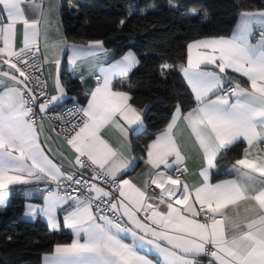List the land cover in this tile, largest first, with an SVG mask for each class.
Instances as JSON below:
<instances>
[{
  "label": "snow or ice",
  "instance_id": "obj_1",
  "mask_svg": "<svg viewBox=\"0 0 264 264\" xmlns=\"http://www.w3.org/2000/svg\"><path fill=\"white\" fill-rule=\"evenodd\" d=\"M169 4L175 7L172 0ZM42 21L48 22L38 0H0V190H5L0 205L10 185L45 181L57 186L47 191L42 208L30 205L26 213L39 211L56 230L57 211L68 206L64 226L74 239L57 243L45 264H205L202 256L209 257L207 264H264V10L241 12L230 37L198 38L187 45L180 70L195 105L185 111L177 102L143 157L131 155L129 140L130 131L143 129L142 113L114 86L140 61L132 51L107 67L90 61L98 74L86 104L76 102L55 117L62 121L58 135L74 153L61 155L73 169H91L90 179L54 163L40 140L43 119L68 98L59 74L51 96L34 83ZM69 47V63L76 67L84 57L106 52L99 40ZM51 62L59 68L55 51ZM172 67L162 64L161 75ZM181 125L200 156L201 179L193 185L182 179L188 147ZM106 129H115V143L105 138ZM238 144L246 146L228 171L231 178L213 182L218 158ZM138 160L147 166L139 183L124 178ZM152 185L159 193L149 192Z\"/></svg>",
  "mask_w": 264,
  "mask_h": 264
},
{
  "label": "trees",
  "instance_id": "obj_2",
  "mask_svg": "<svg viewBox=\"0 0 264 264\" xmlns=\"http://www.w3.org/2000/svg\"><path fill=\"white\" fill-rule=\"evenodd\" d=\"M172 4L175 8L169 0H62V25L70 42L99 40L116 57L133 51L139 58V66L118 85L131 95L134 107L145 111L144 130L132 135L137 157L145 156L146 145L166 127L177 102L185 111L195 105L180 71L187 45L198 38L229 37L241 12L264 10V0H172ZM164 63L174 67L161 75ZM71 74L64 61L61 80L81 103L83 89ZM243 147L236 145L218 158L214 181L229 176ZM11 192L7 208L0 209V264H41L57 243L71 242L65 230L54 233L42 220H24V195Z\"/></svg>",
  "mask_w": 264,
  "mask_h": 264
},
{
  "label": "crops",
  "instance_id": "obj_3",
  "mask_svg": "<svg viewBox=\"0 0 264 264\" xmlns=\"http://www.w3.org/2000/svg\"><path fill=\"white\" fill-rule=\"evenodd\" d=\"M38 2L42 3V6H43L44 11H45V16L47 17V21H48L47 23H44L43 21L41 23V36L39 38V44L42 45V49H43L42 50L43 51V58H44V62H45L44 64L46 66V72H47L46 76L48 78L50 96L52 94H55V79H56L57 74H59V77L61 80L60 75L62 72L63 62L65 61V63H67L69 70L72 73L71 75H73L81 84V88L83 89V93H82L83 97L81 99L82 102L80 104L84 105V104H86V101L88 99V96L86 95V93L95 87V84H96L95 75L98 74V72L93 73L89 62L90 61L93 63L98 62L99 64L103 65L104 67H107L110 64L115 63L116 61L120 60L125 54L123 56L116 57L115 51L110 50L108 48H105V46H104V49H106V52L101 54L99 57H87L86 56L82 60L77 61V64L79 65V67L73 66L72 64L69 63V59L72 56V51H71V48L69 46L72 45L73 42H70L67 39V37H65L66 34H65L64 26L62 25V18H61V12H60L61 7H62V0H38ZM49 7L51 8V11H49ZM259 11H261V10H259ZM251 12H258V11H251ZM240 14L238 17L237 24H238L239 19H240ZM5 20H6V18H5ZM19 27L20 26H18V28ZM257 28L258 27H256L254 29V32L257 30ZM45 33L47 34V41L45 40ZM61 41H66L67 43L66 44L59 43ZM46 42L48 45L47 48L45 47ZM54 44H58V49H56V50L53 49L52 45H54ZM75 44L86 45L87 43H83V44L82 43H75ZM16 45H17V47L22 46V33H20V32H18V35H17ZM54 51H55V55L60 60V64H59L58 69H57L56 64L51 62ZM45 57L48 58L47 61L45 60ZM136 57H137V59H139L137 55H136ZM186 61H187V57H186ZM138 66H139V64L135 68H133V70L131 72H133ZM4 68L6 69L7 65H4ZM131 72L128 74V76L131 74ZM181 75H182V78L184 80V83L187 85V87L191 93V89L189 88L186 80L184 79L182 71H181ZM231 75L234 77L237 76V74H234V73H232ZM128 76L114 80L115 88L118 90H121L118 87V85L121 81L126 80L128 78ZM240 79L242 82H244L243 78H240ZM61 82H62V80H61ZM66 92H67L68 98L63 103H61L60 105H64V104L69 103L71 101L78 102V99L76 97H72L68 93L67 88H66ZM191 96L193 98L192 93H191ZM72 98H75V99H72ZM129 103L132 105L131 100L129 101ZM136 109L142 113V120L144 122L145 111L142 109H138V108H136ZM42 122L44 125V132L41 134L40 140L42 142V146H44L46 148V154L49 155V158L52 159L54 163L62 166L63 169H66V170L73 169L69 165L68 159H66L64 155H61V152L67 151V145L65 144L63 137L61 135H58L59 132L56 130L55 127H53V125L48 120L43 119ZM40 123H41V121H40ZM136 127H137V125H133V128H136ZM144 128H145V126L143 123V129L139 133H141L144 130ZM53 129H55V131H53ZM160 132H158L156 134V136ZM180 133H182L184 143L188 147V151L186 152V155L188 156V159L186 160L188 172L184 175L183 179L187 180L189 185L197 184V183H199V181L201 179L199 177L200 156L192 148V141L189 138L188 132L184 130L183 125L180 126ZM180 133H178V136L180 135ZM104 135H105V138L109 139L111 142H113V143L116 142L117 134L115 132V129H106L104 132ZM132 135H136V134L130 131L129 140L131 141V155L137 157V155L133 149L134 146L132 144V137H133ZM156 136H155V138H156ZM234 146H236V145H234ZM245 146L246 145H244V147ZM49 147L51 148L50 152L47 151V148H49ZM67 154L69 157L74 155V153H71L70 151H67ZM223 154H224V152L221 154V156ZM146 169H147V166L143 163V160L141 161L140 165H138V162H137V166L135 167L134 170H128L127 172L124 173V178H130V179H133L134 181H136L137 183H139L142 179L145 178L142 176V173H144L146 171ZM214 170L215 169H213V174H214ZM228 178H231V177L228 176V177H225L223 179H228ZM212 180H213V177H212ZM217 181L218 180H216V181L213 180V182H217ZM44 183H48V182H45V181L36 182V181H34L33 183L27 184V185H24V184L10 185L9 189L7 190V193H8L7 199L3 202L2 205H0V209H5L8 206L9 201H10V195L12 193L11 191L19 190L20 192L23 193L24 198H25V203H24L25 213L23 216L24 220H26L28 222H35L37 220H42V221L47 223V225L49 227L48 229H50L54 233H61L63 230H65L66 232H68L71 235V237H72L71 241H72L74 239V235H73L71 229H68L64 226V216L66 215V209L68 208L67 205H65L61 209H58V211H57V222H58L59 227L56 230H53L50 227L47 218L45 216H43L39 211H37V214L35 216L26 215L30 205L35 207L37 210L44 206V196L46 195V192L43 191V189H41V187H40V185H42ZM4 191L5 190H0V193H2ZM130 239L131 238L129 237L127 242H130ZM50 254L51 253L45 254L42 257L41 264H45L44 257L46 255H50Z\"/></svg>",
  "mask_w": 264,
  "mask_h": 264
},
{
  "label": "built area",
  "instance_id": "obj_4",
  "mask_svg": "<svg viewBox=\"0 0 264 264\" xmlns=\"http://www.w3.org/2000/svg\"><path fill=\"white\" fill-rule=\"evenodd\" d=\"M258 31H259V28H257V30L254 32V35H256L258 33ZM39 46H40V53L38 54L39 55V67L33 72L34 76L39 77V80L35 81L34 83L44 85L42 90L45 91L50 96L49 83H48V78L46 76L47 75L46 66L44 64L45 62H44V58H43V51H42L43 49H42L41 44H39ZM30 71H32V70H30ZM37 95H39V90H37ZM74 103H76V101H72V102L66 103L64 105L56 106L54 110H50L48 112L47 116H45L44 119L48 120L53 125V127H55L56 130L60 133L62 121L59 119H55V117L64 116L66 113V110L69 108H72ZM35 111L39 114V108L38 107L35 108ZM39 115H43V114H39ZM65 119H67V116H65ZM37 123L38 124L40 123L39 116L37 119ZM61 136L63 137V135H61ZM69 170L75 171L76 175L78 177H82L83 179H90V177L93 175L91 169H79V170L69 169ZM184 175H183V177H184ZM183 177H182V179H183ZM96 183L100 184V181H96ZM101 186L105 187L106 190H109L107 185L101 184ZM40 187L46 193L48 190L55 191L57 188V186L55 184H52V183H44V184L40 185ZM72 187H79V186L73 185ZM153 189H155L154 185H152L149 188V192H151ZM70 190L71 189H69V191ZM60 191H61V193H63L64 189L61 188ZM159 191H160L159 189H155L156 193H159ZM108 215H111V213H108ZM200 259L203 260L205 262V264H207L209 257L202 256V257H200Z\"/></svg>",
  "mask_w": 264,
  "mask_h": 264
},
{
  "label": "rangeland",
  "instance_id": "obj_5",
  "mask_svg": "<svg viewBox=\"0 0 264 264\" xmlns=\"http://www.w3.org/2000/svg\"><path fill=\"white\" fill-rule=\"evenodd\" d=\"M173 8H175V7H173ZM7 208V207H6Z\"/></svg>",
  "mask_w": 264,
  "mask_h": 264
}]
</instances>
